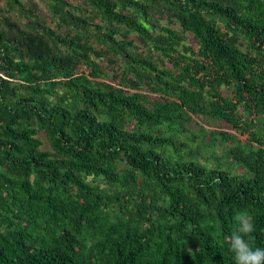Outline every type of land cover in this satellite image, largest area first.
Segmentation results:
<instances>
[{"label":"trees","instance_id":"trees-1","mask_svg":"<svg viewBox=\"0 0 264 264\" xmlns=\"http://www.w3.org/2000/svg\"><path fill=\"white\" fill-rule=\"evenodd\" d=\"M238 211L264 0H0V264H234Z\"/></svg>","mask_w":264,"mask_h":264},{"label":"clouds","instance_id":"clouds-1","mask_svg":"<svg viewBox=\"0 0 264 264\" xmlns=\"http://www.w3.org/2000/svg\"><path fill=\"white\" fill-rule=\"evenodd\" d=\"M232 220L233 227L230 235L225 237V243L233 253L234 264H264V247L253 244L256 228L251 214L238 211Z\"/></svg>","mask_w":264,"mask_h":264},{"label":"rangeland","instance_id":"rangeland-1","mask_svg":"<svg viewBox=\"0 0 264 264\" xmlns=\"http://www.w3.org/2000/svg\"><path fill=\"white\" fill-rule=\"evenodd\" d=\"M40 137H41V139L44 141V143H45V144H44V147L46 148V147H47V143H46V141H45V139H44V136L41 134Z\"/></svg>","mask_w":264,"mask_h":264}]
</instances>
